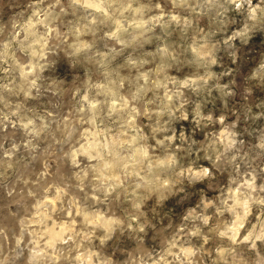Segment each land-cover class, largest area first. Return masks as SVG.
Wrapping results in <instances>:
<instances>
[{
	"label": "clouds",
	"instance_id": "1",
	"mask_svg": "<svg viewBox=\"0 0 264 264\" xmlns=\"http://www.w3.org/2000/svg\"><path fill=\"white\" fill-rule=\"evenodd\" d=\"M0 264H264V0H0Z\"/></svg>",
	"mask_w": 264,
	"mask_h": 264
}]
</instances>
